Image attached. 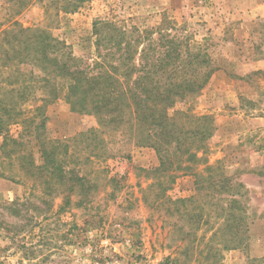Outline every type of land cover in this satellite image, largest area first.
I'll list each match as a JSON object with an SVG mask.
<instances>
[{
    "label": "rangeland",
    "instance_id": "obj_1",
    "mask_svg": "<svg viewBox=\"0 0 264 264\" xmlns=\"http://www.w3.org/2000/svg\"><path fill=\"white\" fill-rule=\"evenodd\" d=\"M18 2L0 0V33L14 22L49 27L81 58L95 53L93 24L100 18L150 26L166 18L178 35L207 49L219 70L200 94L177 108L213 117L216 130L198 156L244 186L249 239L246 247L223 251L220 264H260L254 260L264 258V0H90L77 13L62 14L51 24L35 0L14 16ZM4 62L0 60V98L12 100L8 90L18 86L19 67L6 68ZM38 105L41 102L29 100L16 107L30 116ZM45 115V135L64 141L95 124L94 119L71 112L63 100L47 106ZM9 130L16 137L22 127L11 125ZM3 142L0 136V175H5L0 176V264H162L180 257L189 237L173 228L185 227L184 223L168 217L163 208L150 207V194L146 202L145 191L159 166L154 150L111 144L106 161L82 167L89 192L82 198L81 192L68 195L35 188L20 162L5 158ZM203 165L195 172H202ZM195 180L180 176L168 196L196 194ZM208 229L197 233L189 264L214 261L206 250L211 233L199 242ZM183 238L185 242L180 241Z\"/></svg>",
    "mask_w": 264,
    "mask_h": 264
},
{
    "label": "trees",
    "instance_id": "obj_2",
    "mask_svg": "<svg viewBox=\"0 0 264 264\" xmlns=\"http://www.w3.org/2000/svg\"><path fill=\"white\" fill-rule=\"evenodd\" d=\"M31 1L19 0L14 16ZM35 2L42 6L51 24L62 14L77 13L90 0ZM49 29L14 22L0 33L3 66L19 67L18 86L8 90L13 99L0 98L5 158L18 160L25 176L36 182L35 188L68 195L81 192L86 198L89 192L85 190L87 179L81 175L82 167L106 161L111 157V144L152 149L159 166L145 191L146 202L150 194V207L165 209L168 217L176 216L189 228L185 232L184 226L174 225V233L180 229L189 239H180L187 242L180 257H169L162 264H189L197 233L205 226L209 229L199 242L211 233L206 245L214 259L211 264H220L223 251L246 247L249 215L244 186L226 177L219 165H210L198 156L206 151L214 135L215 121L209 115L177 108L200 94L219 70L207 49L178 35L176 26L166 18L154 26L116 18L97 19L93 24L95 53L89 58L75 56ZM29 100L41 102L30 116L16 107ZM61 100L71 112L92 118L95 124L67 141L48 138L45 110ZM11 125L22 127L16 137L10 134ZM200 164L205 168L195 172ZM182 175L196 178V194L172 199L168 192ZM183 255L185 258H181ZM254 262L261 264L264 258Z\"/></svg>",
    "mask_w": 264,
    "mask_h": 264
}]
</instances>
